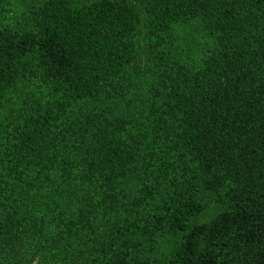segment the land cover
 I'll list each match as a JSON object with an SVG mask.
<instances>
[{
	"label": "trees",
	"instance_id": "obj_1",
	"mask_svg": "<svg viewBox=\"0 0 264 264\" xmlns=\"http://www.w3.org/2000/svg\"><path fill=\"white\" fill-rule=\"evenodd\" d=\"M24 86L0 264H264V0H0V113Z\"/></svg>",
	"mask_w": 264,
	"mask_h": 264
},
{
	"label": "rangeland",
	"instance_id": "obj_2",
	"mask_svg": "<svg viewBox=\"0 0 264 264\" xmlns=\"http://www.w3.org/2000/svg\"><path fill=\"white\" fill-rule=\"evenodd\" d=\"M29 89V86H24L10 95L11 101L9 102L8 107L0 113V124L11 118L12 112L10 110L12 108L16 109L19 106V103L27 94V91ZM58 182L59 181L57 177L54 176L52 177V180L49 185L41 186L37 189L30 191L29 197L30 202L33 203L32 207L34 211H36V207H40L41 205L62 203V196L59 193H61L63 186H59ZM32 241L33 239L31 237L27 238L24 245L26 246V248L21 249L20 252L18 250L17 256L15 258L12 259L11 257L3 264H54V259L50 258L48 254H40V252L34 253L35 251H45L44 248L40 249L34 247L32 249L33 251L29 249V245L30 243H32Z\"/></svg>",
	"mask_w": 264,
	"mask_h": 264
}]
</instances>
